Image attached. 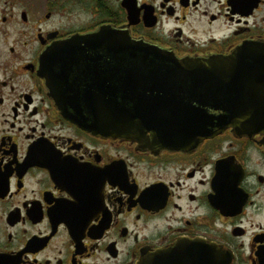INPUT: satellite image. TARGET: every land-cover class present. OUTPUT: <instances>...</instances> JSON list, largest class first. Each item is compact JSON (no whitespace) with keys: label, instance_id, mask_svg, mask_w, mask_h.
Masks as SVG:
<instances>
[{"label":"flooded vegetation","instance_id":"obj_1","mask_svg":"<svg viewBox=\"0 0 264 264\" xmlns=\"http://www.w3.org/2000/svg\"><path fill=\"white\" fill-rule=\"evenodd\" d=\"M261 43L264 0H0V264H135L185 238L264 264V125L126 139L89 126L82 95L96 69L121 98L155 75L144 46L208 59ZM255 83L247 100H264Z\"/></svg>","mask_w":264,"mask_h":264},{"label":"water","instance_id":"obj_2","mask_svg":"<svg viewBox=\"0 0 264 264\" xmlns=\"http://www.w3.org/2000/svg\"><path fill=\"white\" fill-rule=\"evenodd\" d=\"M119 44L122 43H116L115 54L122 52ZM135 49L133 46L130 52ZM141 50L145 57L153 55L155 75L140 83L137 76H129L126 85L132 91L125 98L118 95L116 86L110 90L111 84L100 77L99 69L93 70L96 90L85 84L82 93L84 108L92 119L95 115L100 120L95 123L93 119L89 124L92 128L107 126L109 130L104 134L126 139L146 138L149 130L151 138L177 136L191 142L221 132L229 125L241 131L264 125V100H247L255 82L264 78L263 43L240 47L230 56L208 59L178 58L160 47L144 46ZM103 88L106 90L102 93ZM98 93H108L111 98L102 99L99 95L101 99L92 100L91 96ZM73 106L77 107L79 118L88 122L80 104ZM135 264L228 263L218 245L185 238L172 245L144 250Z\"/></svg>","mask_w":264,"mask_h":264}]
</instances>
